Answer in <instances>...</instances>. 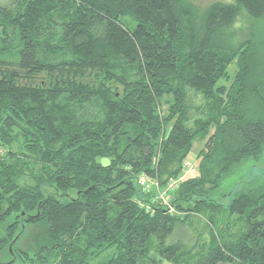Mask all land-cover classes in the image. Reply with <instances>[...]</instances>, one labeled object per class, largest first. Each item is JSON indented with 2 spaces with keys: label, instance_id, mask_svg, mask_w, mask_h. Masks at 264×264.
<instances>
[{
  "label": "trees",
  "instance_id": "1",
  "mask_svg": "<svg viewBox=\"0 0 264 264\" xmlns=\"http://www.w3.org/2000/svg\"><path fill=\"white\" fill-rule=\"evenodd\" d=\"M242 16L264 19V0L0 2V255L20 234L8 264H145L152 237L173 264H264V174L217 196L264 159V36L239 43ZM197 141L173 214L140 180L165 190ZM204 213L207 246L165 244ZM28 227L32 253L18 248Z\"/></svg>",
  "mask_w": 264,
  "mask_h": 264
},
{
  "label": "rangeland",
  "instance_id": "2",
  "mask_svg": "<svg viewBox=\"0 0 264 264\" xmlns=\"http://www.w3.org/2000/svg\"><path fill=\"white\" fill-rule=\"evenodd\" d=\"M190 3H192L194 6L204 9L208 5H210L213 2H222V3H233L235 0H188ZM1 3H9L10 0H0ZM251 34H254L256 36H259L262 38L264 36V19H250L247 16H242L240 20L237 23V32H236V37L239 43L244 42L247 40ZM230 74L233 75L236 71L237 68L235 65L231 66L230 69ZM228 84V83H227ZM204 146V142L197 141L194 144L193 150L190 153L189 157L187 158L186 161H189L192 164V169L197 170L198 163L200 160H198V154L201 151V149ZM186 161L184 163V168L186 165ZM104 162H107L104 160ZM186 166L185 171L180 175L184 176V179H187L188 177L194 176L193 170H188ZM198 173V172H197ZM264 174V159H262L260 162H255L254 160H248L244 162L242 165L236 167L235 173L231 175L229 178L225 179L223 182L222 186L220 187L219 192H217V196L219 198L223 199L222 195L229 194V192H232V196L236 194V188H241L242 186H247L246 181H249L253 179V177L260 175L263 176ZM242 182V183H241ZM150 184L151 188L150 190H153L156 185L154 182L148 181ZM241 183V184H240ZM143 189V188H142ZM154 192V191H151ZM155 194V193H154ZM169 195L173 197V192H169ZM228 198H226L225 202H228ZM224 202V200L222 201ZM173 214H176L174 211ZM179 214V213H178ZM207 216V213H204L203 216H192L191 220L195 222L194 224V229L193 232L185 227V226H178L171 238H169L166 241V245H171L174 243L181 242L184 245L192 246L193 243L195 244L197 236L199 239L203 238L201 242V249L203 248L202 246H207L211 242V233L208 227H206V224L208 223L206 218L204 216ZM233 222V218H231ZM237 217L235 218V220ZM193 222V223H194ZM197 231V232H194ZM40 232V229L37 227H28L26 228V231L24 233V237L22 236L20 242L18 241V248L23 249V250H28L30 253L33 252V240L37 238L38 234ZM214 233H218L219 236H221V231L218 226H216ZM195 235V236H194ZM194 236V237H193ZM149 246L151 247L150 252H149V257L150 259L146 260L145 264H173L167 260H162L159 253L157 252L158 249V241L155 237H152L150 240ZM208 249V248H207ZM207 249L203 250L202 252L207 251ZM10 252V250H9ZM10 255V253H8ZM7 253L0 255V264H6L9 261L10 256ZM20 263V262H19Z\"/></svg>",
  "mask_w": 264,
  "mask_h": 264
},
{
  "label": "built area",
  "instance_id": "3",
  "mask_svg": "<svg viewBox=\"0 0 264 264\" xmlns=\"http://www.w3.org/2000/svg\"><path fill=\"white\" fill-rule=\"evenodd\" d=\"M186 166H188L187 167L188 170L190 171L193 170L194 175H198L197 170L194 168L192 169L193 166L189 161H186L184 171L186 169ZM183 177L184 176H181L179 179H172L171 182H169L165 190H161V188H158L157 183L154 182V184L156 185V189H157L158 199L163 203L164 206L167 207V209L171 213H174L175 210H174L173 205L171 204L169 192H172L178 187L179 183L184 179ZM140 184L144 189H147V190H149V188L151 187L145 177L141 178Z\"/></svg>",
  "mask_w": 264,
  "mask_h": 264
},
{
  "label": "water",
  "instance_id": "4",
  "mask_svg": "<svg viewBox=\"0 0 264 264\" xmlns=\"http://www.w3.org/2000/svg\"><path fill=\"white\" fill-rule=\"evenodd\" d=\"M24 227H23V230H22V233H23V231H24ZM20 237V234L16 237V239L12 242V244L10 245V248H9V250H10V253L11 254H13V246H14V244L16 243V241H17V239ZM12 261H10V262H8V263H11ZM8 263H6V264H8Z\"/></svg>",
  "mask_w": 264,
  "mask_h": 264
}]
</instances>
